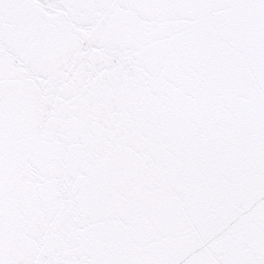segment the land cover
<instances>
[{
    "label": "snow or ice",
    "instance_id": "obj_1",
    "mask_svg": "<svg viewBox=\"0 0 264 264\" xmlns=\"http://www.w3.org/2000/svg\"><path fill=\"white\" fill-rule=\"evenodd\" d=\"M46 2L0 0V45L14 31L22 40L25 12ZM85 2L131 12L112 23L122 57L97 82L111 124L96 139L107 203L134 228L109 227L122 247L105 249L84 232L78 252L57 256L55 237H13L0 210V264H197L157 259L153 242L225 179L264 202V0ZM221 264H264V233Z\"/></svg>",
    "mask_w": 264,
    "mask_h": 264
},
{
    "label": "water",
    "instance_id": "obj_2",
    "mask_svg": "<svg viewBox=\"0 0 264 264\" xmlns=\"http://www.w3.org/2000/svg\"><path fill=\"white\" fill-rule=\"evenodd\" d=\"M129 14L85 0H50L25 12L22 40L14 31L0 45V210L13 237H55L57 256L78 252L84 232L97 233L105 249L122 247L109 227L134 228L107 203L98 179L105 152L96 139V130L111 124L97 82L122 57L112 23ZM257 231L264 233V202L225 179L197 211L168 226L152 252L221 264Z\"/></svg>",
    "mask_w": 264,
    "mask_h": 264
}]
</instances>
